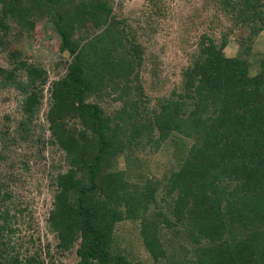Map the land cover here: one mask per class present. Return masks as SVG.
<instances>
[{
	"label": "trees",
	"instance_id": "1",
	"mask_svg": "<svg viewBox=\"0 0 264 264\" xmlns=\"http://www.w3.org/2000/svg\"><path fill=\"white\" fill-rule=\"evenodd\" d=\"M221 2L248 30L246 39L230 38L234 27L221 40L202 36L183 72L184 91H176V99L174 91L160 111L143 118L140 96L129 98L127 91L144 94L139 73L144 47L121 27L125 19L113 14L110 0H0V47L9 61L22 55L12 44L18 40L6 39L14 36L9 20L19 25L21 36L39 19H51L60 49L74 55L50 91L47 119L74 168L57 177L47 226L62 250L76 247L78 264H264V57L259 64L251 60L253 39L264 30V0ZM109 18L114 25L107 31L84 43L75 38L79 29L98 30ZM230 39L243 47L237 54L225 52ZM45 73L30 64L26 85H45ZM7 80L14 81V73L0 67V83ZM106 89L127 98L114 115L87 101ZM41 92L27 96L25 112L41 103ZM70 119L84 130L67 131ZM147 142L155 149L177 145L163 177L113 167L120 154L131 164L137 146ZM77 172L88 177L83 185ZM1 211L0 264H23L15 250V216ZM127 219L139 222L138 236L153 261L129 257L116 232ZM25 250L30 252L29 245ZM25 259L24 264H44L36 252Z\"/></svg>",
	"mask_w": 264,
	"mask_h": 264
},
{
	"label": "rangeland",
	"instance_id": "2",
	"mask_svg": "<svg viewBox=\"0 0 264 264\" xmlns=\"http://www.w3.org/2000/svg\"><path fill=\"white\" fill-rule=\"evenodd\" d=\"M110 1L113 14L118 19H125L121 27L132 30L144 47L143 59L141 66L139 65L144 94L141 96L136 89L127 91L129 98L140 96V110L145 115L143 118L153 116L154 110L160 111L163 101L173 97L174 91H184L183 72L190 66L191 53L198 48L202 36L207 34L221 40L227 29L232 27L234 32L230 33V38L235 35L246 39L248 35V30L236 24L233 14L222 8L221 0ZM9 24L14 36L6 39L10 41L9 44L18 40L12 44L22 51V55L15 61H9L7 51L0 47V67L8 73L13 72L15 76L14 81L7 80L3 85L0 83V209L3 213L9 210L15 216V219L11 218L17 229L14 235L15 250L21 252L23 264L26 255L34 252L39 257L38 261L44 264H78L76 247L62 250L58 246L57 236L47 226L54 195L59 187L57 177L74 168L67 151L53 136L47 119L51 106L50 91L53 82L68 71L74 55L60 49L61 40L49 18L39 19L29 35L23 32L20 36L19 25L13 20H9ZM110 25L111 18L98 30L93 27L79 29L75 38L84 43L96 34L107 31ZM257 35L251 44V51L255 54L251 57L254 64H259V60L264 57V30ZM241 49L243 47L240 43L230 39L225 52L233 55ZM22 60L24 63H21ZM30 64L46 71L48 81L45 85H26L27 68ZM17 65L20 69H15ZM256 70H260V67L257 66ZM24 86H28V90ZM38 87L42 88L41 94L39 93L42 96L41 103L34 106L33 112L29 114L23 106L27 96ZM126 99L118 97V92L106 89L93 94L87 101L98 102L105 113L114 115L124 107ZM185 101L188 102V99ZM68 123L67 131L72 126L77 128V132L85 128L76 119H70ZM114 124L113 121L112 125ZM193 143V140H187V144ZM175 146L177 145L166 143L155 149V145L148 142L138 145L134 153L137 159L127 165L125 154H120L113 160V167L118 170L129 167L134 173L139 171L149 177L161 178L174 160ZM76 177L82 185L88 181L84 173L77 172ZM139 226V222L127 219L116 226V232L123 236V246L127 248L129 257L151 262L153 260L138 236ZM18 237H24L29 243L25 241L26 245H20L23 239ZM27 245L30 252L25 250Z\"/></svg>",
	"mask_w": 264,
	"mask_h": 264
}]
</instances>
